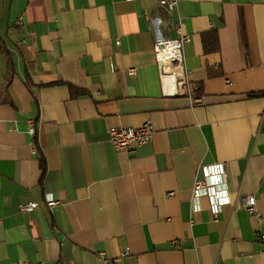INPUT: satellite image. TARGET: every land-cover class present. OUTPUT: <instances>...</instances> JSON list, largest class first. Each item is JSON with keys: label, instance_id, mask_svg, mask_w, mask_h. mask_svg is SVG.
<instances>
[{"label": "crops", "instance_id": "1", "mask_svg": "<svg viewBox=\"0 0 264 264\" xmlns=\"http://www.w3.org/2000/svg\"><path fill=\"white\" fill-rule=\"evenodd\" d=\"M178 17L189 90L167 93L154 42ZM211 28L219 49L203 53ZM258 91L264 0H177L170 15L159 0H0V264H264ZM148 120L133 152L109 140ZM216 162L230 203L193 211L199 167Z\"/></svg>", "mask_w": 264, "mask_h": 264}, {"label": "built area", "instance_id": "2", "mask_svg": "<svg viewBox=\"0 0 264 264\" xmlns=\"http://www.w3.org/2000/svg\"><path fill=\"white\" fill-rule=\"evenodd\" d=\"M134 1V0H126ZM160 6L167 14H172L177 11V0H159ZM16 23H21V17L16 20ZM168 26L171 27L176 37L172 39L158 38L154 42L155 57L158 63V71L160 78L164 81L165 91L167 93H176L183 87L189 90L186 73L182 69V46L190 41V36L184 33L181 29L179 17L177 19H169ZM119 41H117V44ZM130 73H134V69H129ZM176 73L178 76H176ZM197 100V99H196ZM29 126V133L36 134L34 120L27 119ZM155 133L154 126L151 121H145L138 127H109V140L119 150L125 152H133L136 147H139L152 140ZM225 166L226 163L216 162L208 165H201L199 170L202 173L201 178L194 180L192 186V210L200 209L199 201L201 197H206L211 213L216 216L222 205L230 203L229 192L225 184ZM169 194H172L170 192ZM57 200L51 197L45 199L46 206L51 210L56 204ZM38 203L36 201H29L20 205L22 211H31L36 208ZM244 209L250 213L257 215L255 208V198L248 195L243 199ZM258 216V215H257ZM257 238L264 244V232L259 233ZM127 254L126 251L112 258L114 262H118L121 257ZM98 256L105 260L103 251L98 252ZM10 264H22L20 261H14Z\"/></svg>", "mask_w": 264, "mask_h": 264}, {"label": "trees", "instance_id": "3", "mask_svg": "<svg viewBox=\"0 0 264 264\" xmlns=\"http://www.w3.org/2000/svg\"><path fill=\"white\" fill-rule=\"evenodd\" d=\"M218 49H219V42H218L217 29L211 28L210 30L202 34V50L203 53H208V52L218 51ZM76 92L77 91H75V93ZM261 95H264V91L251 92L248 93L246 96L256 97Z\"/></svg>", "mask_w": 264, "mask_h": 264}, {"label": "rangeland", "instance_id": "4", "mask_svg": "<svg viewBox=\"0 0 264 264\" xmlns=\"http://www.w3.org/2000/svg\"><path fill=\"white\" fill-rule=\"evenodd\" d=\"M184 46V45H183ZM183 46H182V48H183ZM181 51H182V49H181Z\"/></svg>", "mask_w": 264, "mask_h": 264}]
</instances>
